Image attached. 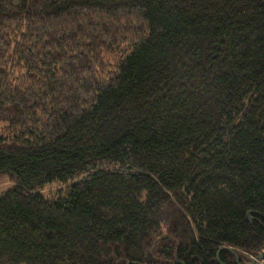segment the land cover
<instances>
[{"label":"trees","instance_id":"16d2710c","mask_svg":"<svg viewBox=\"0 0 264 264\" xmlns=\"http://www.w3.org/2000/svg\"><path fill=\"white\" fill-rule=\"evenodd\" d=\"M2 124L0 264L264 250V0H0Z\"/></svg>","mask_w":264,"mask_h":264},{"label":"rangeland","instance_id":"374dc122","mask_svg":"<svg viewBox=\"0 0 264 264\" xmlns=\"http://www.w3.org/2000/svg\"><path fill=\"white\" fill-rule=\"evenodd\" d=\"M4 127L5 125H0V136L4 135ZM13 185V182L10 180L8 181L6 177H0V198L10 189ZM70 183L64 184L60 182L53 183L45 187L42 192L45 194L46 197L50 199L58 198L60 195H65L67 187Z\"/></svg>","mask_w":264,"mask_h":264},{"label":"water","instance_id":"95a60500","mask_svg":"<svg viewBox=\"0 0 264 264\" xmlns=\"http://www.w3.org/2000/svg\"><path fill=\"white\" fill-rule=\"evenodd\" d=\"M229 249H231V248H229ZM232 252L236 255V258H237V262L239 263V255L237 254V252L236 251H234L233 249H232ZM257 257H258V259H262L263 257H264V250L263 251H261L258 255H257ZM255 262L254 261H251L249 264H254Z\"/></svg>","mask_w":264,"mask_h":264},{"label":"built area","instance_id":"2783aa9c","mask_svg":"<svg viewBox=\"0 0 264 264\" xmlns=\"http://www.w3.org/2000/svg\"><path fill=\"white\" fill-rule=\"evenodd\" d=\"M249 257L255 262L254 264H264V257L262 259H258L257 256L249 255Z\"/></svg>","mask_w":264,"mask_h":264}]
</instances>
